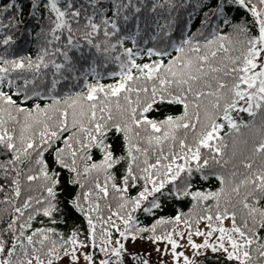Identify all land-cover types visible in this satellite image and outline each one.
<instances>
[{
  "label": "snow or ice",
  "instance_id": "obj_1",
  "mask_svg": "<svg viewBox=\"0 0 264 264\" xmlns=\"http://www.w3.org/2000/svg\"><path fill=\"white\" fill-rule=\"evenodd\" d=\"M182 2L0 5V264H264V0Z\"/></svg>",
  "mask_w": 264,
  "mask_h": 264
},
{
  "label": "trees",
  "instance_id": "obj_2",
  "mask_svg": "<svg viewBox=\"0 0 264 264\" xmlns=\"http://www.w3.org/2000/svg\"><path fill=\"white\" fill-rule=\"evenodd\" d=\"M6 2H7V0H0V5H3ZM16 2L23 4L25 13L28 11L27 0H16ZM134 2L137 3V5L139 6L140 0H134ZM193 2H194V0H193ZM148 3L150 4L151 0H148ZM173 4H174V6L171 8V12L173 13V16L169 17V18L175 19L176 26H177V29H178V26H179L181 20H187V13L188 12H192V8L190 6L185 5L182 2V0H173ZM104 6L109 7V8L111 7V5L109 3H107V0H105ZM129 11H131V10L129 9ZM168 12H169L168 5L165 4L164 8H157L156 12H154V13L147 12V10L145 8H141V11L139 12V15L141 17V21L143 22V19H144V17L146 15L149 16V17H152V18H155V16H157V15H159L161 17H167L168 16ZM7 14H11V13L9 12ZM7 14H5V22H6V15ZM108 14L111 15V12L109 11ZM242 14H243L242 12L237 13V15H242ZM198 20H199V14L198 13H193V17H192L193 28H195L197 26ZM36 27H38V25L33 27V33L35 32ZM16 35L20 36L21 33L17 32ZM22 39L24 41L25 50L27 52H30L33 55H35L36 48L33 47L32 45L37 44L38 39L36 37L32 36V35H29L26 31L23 32ZM109 70H116L115 66L112 65L109 68ZM102 82L108 83L109 80H108L107 77H105V79ZM243 115H244V119H249V117L246 114H243ZM251 135L252 134H251L250 130L242 128L241 129L240 139L244 140L245 138H248L250 140L251 139ZM4 158H5L4 156L0 155V161H2ZM23 167H24V165L22 164L21 168H23ZM3 182H4V180H3V170L0 169V183H3ZM24 187H26V185L22 184V189ZM33 187L35 188V194H38L39 193V188L35 184L33 185ZM22 194H23V192H22ZM30 194H32V193H30ZM2 195H3V193H0V217H2L3 219L6 220L8 218L6 209H8L9 206L6 205L2 201Z\"/></svg>",
  "mask_w": 264,
  "mask_h": 264
},
{
  "label": "rangeland",
  "instance_id": "obj_3",
  "mask_svg": "<svg viewBox=\"0 0 264 264\" xmlns=\"http://www.w3.org/2000/svg\"><path fill=\"white\" fill-rule=\"evenodd\" d=\"M225 223L227 224V222H225ZM149 246H150V245H149L148 242H138V244H137V247H138V248L143 247V248L147 249ZM154 258H155V257H153V259H154Z\"/></svg>",
  "mask_w": 264,
  "mask_h": 264
}]
</instances>
